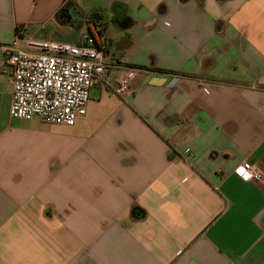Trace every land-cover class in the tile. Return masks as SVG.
<instances>
[{"label": "crops", "instance_id": "crops-1", "mask_svg": "<svg viewBox=\"0 0 264 264\" xmlns=\"http://www.w3.org/2000/svg\"><path fill=\"white\" fill-rule=\"evenodd\" d=\"M93 13L116 64L86 115L12 118L1 47L80 44ZM247 161L264 173V0H0V264H264Z\"/></svg>", "mask_w": 264, "mask_h": 264}, {"label": "built area", "instance_id": "built-area-1", "mask_svg": "<svg viewBox=\"0 0 264 264\" xmlns=\"http://www.w3.org/2000/svg\"><path fill=\"white\" fill-rule=\"evenodd\" d=\"M1 51L12 67L11 117L48 124L74 126L86 115L92 89L116 64L91 34L84 35L80 44H71L33 39L18 29L14 41ZM123 69L116 92L128 100L135 93L133 82L141 70ZM186 160H192L191 153H186ZM234 172L245 182H264L257 163L244 162Z\"/></svg>", "mask_w": 264, "mask_h": 264}, {"label": "trees", "instance_id": "trees-1", "mask_svg": "<svg viewBox=\"0 0 264 264\" xmlns=\"http://www.w3.org/2000/svg\"><path fill=\"white\" fill-rule=\"evenodd\" d=\"M101 16L99 14H91L88 18V28L90 34L96 40L98 46H102L103 28L100 23Z\"/></svg>", "mask_w": 264, "mask_h": 264}]
</instances>
